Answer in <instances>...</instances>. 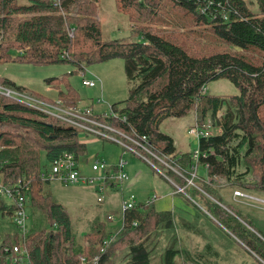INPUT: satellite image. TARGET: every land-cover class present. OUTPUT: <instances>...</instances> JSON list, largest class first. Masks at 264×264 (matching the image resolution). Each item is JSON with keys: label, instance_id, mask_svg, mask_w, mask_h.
<instances>
[{"label": "trees", "instance_id": "1", "mask_svg": "<svg viewBox=\"0 0 264 264\" xmlns=\"http://www.w3.org/2000/svg\"><path fill=\"white\" fill-rule=\"evenodd\" d=\"M99 1L0 0V64L72 65L73 71L47 82L59 87L62 81L65 89H59L58 98L74 105L80 97L69 83L70 75L84 72L90 64L122 58L128 98L118 111L117 103L110 105L117 116L104 122L126 136H145L153 151L176 158L174 139L160 131L162 121L196 109L200 117H209L211 132L199 138L197 160L190 153L180 158L188 156L197 173L204 168L211 179L223 178L234 190L264 195V0H256V12L245 0H115L116 9L141 37L131 41L102 38ZM193 22L205 24L225 46L252 56L228 49L203 53L175 33L154 28L161 23L186 30ZM219 78L235 84L238 92L202 94L210 81ZM0 85L26 89L8 76L0 77ZM214 128L218 131L212 132ZM78 132L0 94V177L29 180L32 216L29 232L22 236L12 221V207L0 199V264H93L95 258L97 264H180V259L188 264L224 260L231 264L241 252L250 260L241 258L239 264H264V220L256 214L246 217L240 208L253 230L239 229L221 216L219 207L201 197L199 205L186 199L191 209L184 211L189 217L158 211L153 201L136 198L135 206L123 211L120 230L113 231L96 214L79 234L66 207L53 198L50 179L41 176L46 166L39 156L44 151L51 162L71 153L78 161L86 146ZM255 234V240L248 237ZM180 235L197 236L203 243L187 246L178 240ZM238 239L246 248L235 243ZM6 245L24 246L25 259L20 262L5 253Z\"/></svg>", "mask_w": 264, "mask_h": 264}, {"label": "rangeland", "instance_id": "2", "mask_svg": "<svg viewBox=\"0 0 264 264\" xmlns=\"http://www.w3.org/2000/svg\"><path fill=\"white\" fill-rule=\"evenodd\" d=\"M245 1L253 11H257L256 0ZM97 9V18L100 24H102V38H119L125 41L139 40L141 38L133 33V24L128 21L126 15L116 9L115 0H100L97 4ZM154 28L171 34L175 33L182 42H186L187 46L203 53L228 49L231 52H236L246 57L252 56L249 52L242 51L241 49L225 46L216 37L210 35L208 27L205 24L193 22L185 30L180 26L177 27V25L170 27L159 23L154 24ZM11 54L15 55L16 53L11 52ZM73 70L72 65L63 62L44 65L9 62L0 64V77L8 76L15 83L26 86L28 91L34 93L35 96L37 94L38 97L40 96L39 98L44 100L56 101L60 99L57 94L59 89H65V84L59 81L60 86L57 87L56 82H51L54 84H50L47 82V79L59 78L63 74ZM82 73L86 79L97 81V85L93 87L83 86L81 83ZM86 76L89 77L87 78ZM68 78L69 83L78 91L80 100L71 105L61 98L63 100V107L66 109L65 112H67L65 113L66 118H53V121L70 128H75L76 124H83L104 131V128L98 124L92 123L93 120L88 121L80 114L83 108H89L90 105L91 108L93 106L92 109L95 114L104 113V111L111 112L110 105L115 103H117V111L125 106L123 101L128 98V84L125 78L123 59L117 57L116 59L90 64L84 72L74 73V75H70ZM237 92L238 88L236 85L224 78L210 81L202 90V94H234ZM101 98L104 101L98 103V99ZM196 112V109H193L186 116L166 118L162 121L160 131L170 135L174 139L177 155L176 158L174 156H162L150 147L149 149L152 154L145 155L154 164L155 168L144 161L138 154L124 150L120 143L109 139L104 140L79 126L76 128L79 131V140L86 143L84 151L79 154L77 161L78 170H80L83 176L97 177L98 174L91 169V166L99 160L106 165L111 173L115 172L114 168H117L120 161H122L124 163V172L128 177L127 181L120 182V185L116 188H112L107 184L102 202L98 201L95 183L84 184L78 182L77 184L64 185L55 179L50 180L48 185L53 198L66 207L79 234L88 229V225L96 214H100L113 231L120 230L122 228L119 227L122 214L121 202L123 198L131 195L136 197L138 202L153 201L152 203L158 211L172 210L177 217L179 215L189 217L184 211L191 209L185 203L186 199L190 198L191 203L199 205L202 198L207 203H210V205L219 207L221 209V216H224L226 220H230L231 224L234 226L240 225L239 229L246 228L249 232H252L253 228L241 217L239 213L240 208L247 212L246 217L256 214L257 217L264 220V205L261 202L253 201L254 199L252 200L245 196H235L234 189L229 187L230 185L226 180L223 178L211 179L204 168H199L197 173L196 167L192 168L190 166L188 156L180 158L182 153L192 154V151L197 148L198 139L192 136L193 134L190 133V129L188 128L191 125L194 126L196 123L200 126H206L210 120L208 116L200 117L199 111ZM96 121L99 122L100 120L97 119ZM217 131V128L212 130V132ZM127 137L121 136L116 138L123 143H131L129 139L131 137L128 139ZM39 156L41 164L49 167L50 162L46 158L45 152L41 151ZM156 168L160 169V172ZM198 175L202 178L198 177ZM172 193H177V195L172 197ZM258 197L264 198V195ZM107 216H113L114 221H107ZM248 237L255 240L256 234L253 237ZM178 240L190 247H194L195 244L200 245L199 242H202L197 236L194 239L180 235ZM235 243L241 249L246 248L239 239ZM121 248L116 251L117 255L122 252L123 248ZM240 254L241 257L231 264H239L241 258L250 260V256L244 252ZM254 257L258 258L257 256ZM179 262L180 264H188L184 263V259H180ZM220 264L227 263L224 260Z\"/></svg>", "mask_w": 264, "mask_h": 264}, {"label": "built area", "instance_id": "3", "mask_svg": "<svg viewBox=\"0 0 264 264\" xmlns=\"http://www.w3.org/2000/svg\"><path fill=\"white\" fill-rule=\"evenodd\" d=\"M81 83L83 86L86 87H93L96 86V82L91 79L82 78ZM32 92H29L26 89H15L10 86L6 85H0V94L5 95L6 97L14 100H18L20 102L25 103L28 106H32L39 110L42 113H47L53 118H61L65 119V108L63 107V100L57 99L56 101H50V100H44L42 98H39L38 95ZM34 94V95H33ZM102 100L98 99V103H101ZM97 122V118L95 117V112L91 108H83L82 113L80 114L83 116L84 119L88 121H92V123H96L102 128H104V131L97 130L93 126H86L83 124H76L75 128L78 126L86 129L89 133L95 134L103 139H109L112 141H115L117 143H120L124 150L130 151L132 153L138 154L144 161H146L149 165L155 168L154 164L150 161V159L146 156L150 152L149 145L145 144V141L147 140L145 136H141L140 139H137L135 137H127L126 135L118 132L115 130L111 125H108L106 122H104V118H110L117 116V113L112 111L100 113ZM93 117V118H92ZM101 118V119H100ZM74 124V125H75ZM72 125V124H71ZM211 126L210 120L208 121V124L206 126H200L198 123H196L194 126L191 125L190 133L193 134L192 136L196 137L198 140L200 137H206L210 134L211 130H209V127ZM74 128V127H72ZM74 128V129H75ZM87 132V133H88ZM120 134L121 136L127 137L131 140V143H123L121 140H118L115 137V134ZM146 154V155H145ZM152 154V153H151ZM201 155V152L197 148H195L192 151V158L194 160H197L199 156ZM124 163L120 161V164L115 169L114 173H111L106 165L104 163L97 160L92 166L91 169L93 171H96L98 174L97 177L91 176H83L80 173V170H78L77 167V160L75 159L74 155L71 153H62L60 157L54 159L50 162L49 167H46L44 170H42L41 176L43 178H49L55 179L59 182H63L65 184H77L78 182L84 183V184H96L95 190L98 194V201H103V193L105 190V187L108 185L112 186H118L120 185V182H124L128 180V177L126 173L124 172ZM194 167V166H193ZM195 168V167H194ZM159 172L160 169L156 168ZM29 193H30V185L29 180H27L24 177H18V178H12V179H3L0 177V199L6 201L7 207H12L11 215H12V221L22 234V236H25L29 232V226L32 221V216L30 215L31 209L29 207L30 200H29ZM235 196H245L250 199H254L253 201L261 202L264 205V198H260L258 196L246 194L240 190H234ZM251 200V201H252ZM136 203V197L129 196L127 198H123L121 202V221H122V215L123 211L132 208L135 206ZM6 211V210H5ZM4 211V212H5ZM107 221L113 222L114 218L113 216H107ZM3 251L9 252L10 255H15L16 260H19L20 262L24 260V256L22 254L28 253L27 249L24 246H18L13 245L5 246L3 248ZM82 262H84V259L82 258ZM93 264H97V259L95 258L93 261Z\"/></svg>", "mask_w": 264, "mask_h": 264}, {"label": "crops", "instance_id": "4", "mask_svg": "<svg viewBox=\"0 0 264 264\" xmlns=\"http://www.w3.org/2000/svg\"><path fill=\"white\" fill-rule=\"evenodd\" d=\"M86 77H87V76H86ZM88 77H89V76H88ZM88 77H87V78H88ZM82 78H85V76L83 75V73H82ZM13 81H14V80H13ZM95 82H96V85H97L98 82H97V81H95ZM99 82H100V81H99ZM100 83H101V82H100ZM15 84H17V83H15ZM20 85H21V84H20ZM24 87L28 90V88H27L26 86H24ZM101 100H102V102L104 101L103 98H101ZM102 102H101V103H102ZM90 106H91V105H90ZM92 108H93V106H92ZM189 127H190V126H189ZM61 184L66 185V184L63 183V182H62ZM109 186H111L112 188H116V187H117L116 185H115V186L109 185ZM171 196H172V197H175V194L172 193ZM67 211H68V210H67ZM109 222H110V221H109Z\"/></svg>", "mask_w": 264, "mask_h": 264}]
</instances>
